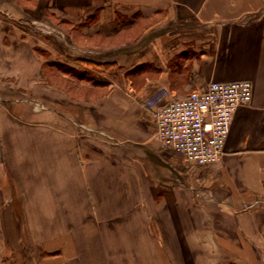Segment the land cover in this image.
<instances>
[{"label": "crops", "instance_id": "0c3cea01", "mask_svg": "<svg viewBox=\"0 0 264 264\" xmlns=\"http://www.w3.org/2000/svg\"><path fill=\"white\" fill-rule=\"evenodd\" d=\"M236 79L219 161L156 136ZM0 264H264V0H0Z\"/></svg>", "mask_w": 264, "mask_h": 264}, {"label": "built area", "instance_id": "2783aa9c", "mask_svg": "<svg viewBox=\"0 0 264 264\" xmlns=\"http://www.w3.org/2000/svg\"><path fill=\"white\" fill-rule=\"evenodd\" d=\"M251 80H214L155 111V134L185 160L208 165L222 158L233 112L252 99Z\"/></svg>", "mask_w": 264, "mask_h": 264}, {"label": "rangeland", "instance_id": "374dc122", "mask_svg": "<svg viewBox=\"0 0 264 264\" xmlns=\"http://www.w3.org/2000/svg\"><path fill=\"white\" fill-rule=\"evenodd\" d=\"M106 41L105 40H102V41H100V43L101 44H107V43H105ZM88 43H91V41L90 42H88ZM60 83V82H59ZM58 87H60V85L58 84ZM33 102L34 103H37V105H38V107L40 108V109H47V107L49 108V106H51V104L49 103V102H47V101H44V99H41V98H39V97H37V99L34 101L33 100Z\"/></svg>", "mask_w": 264, "mask_h": 264}, {"label": "trees", "instance_id": "16d2710c", "mask_svg": "<svg viewBox=\"0 0 264 264\" xmlns=\"http://www.w3.org/2000/svg\"><path fill=\"white\" fill-rule=\"evenodd\" d=\"M90 64L100 65V64H98V63H94V62H93V63L91 62ZM100 66H101V65H100Z\"/></svg>", "mask_w": 264, "mask_h": 264}]
</instances>
